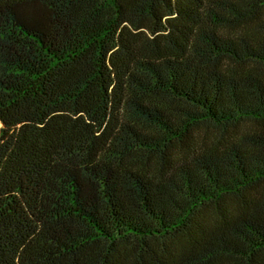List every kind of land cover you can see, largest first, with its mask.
<instances>
[{
  "label": "trees",
  "instance_id": "16d2710c",
  "mask_svg": "<svg viewBox=\"0 0 264 264\" xmlns=\"http://www.w3.org/2000/svg\"><path fill=\"white\" fill-rule=\"evenodd\" d=\"M0 264H264V0H0Z\"/></svg>",
  "mask_w": 264,
  "mask_h": 264
}]
</instances>
